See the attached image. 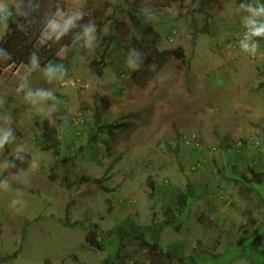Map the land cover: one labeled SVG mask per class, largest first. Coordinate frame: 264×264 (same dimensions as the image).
Listing matches in <instances>:
<instances>
[{"label":"rangeland","instance_id":"1","mask_svg":"<svg viewBox=\"0 0 264 264\" xmlns=\"http://www.w3.org/2000/svg\"><path fill=\"white\" fill-rule=\"evenodd\" d=\"M255 2L39 0L25 46L54 50V41L39 43V21L57 10L83 11L77 23L93 22L97 40L92 49L62 42L56 56L68 58L64 82L44 78L52 61L32 71L29 57L8 51L12 59L0 62V136L7 127L15 135L0 151V180L11 182V191L0 189V264H264V39L255 58L239 48L247 15L239 5ZM139 16L156 27L151 45L133 19ZM15 19L0 26V48L16 35ZM70 47L76 54L69 57ZM133 49L143 61L180 49L183 57H173L140 88L139 69L126 63ZM29 72L34 92L50 89L60 101L38 100L36 108L45 113L16 92ZM45 119L58 126V149L41 146ZM117 122L128 125L109 135ZM193 135L202 150L194 148L197 142L186 144ZM239 140H258L261 151L237 153L232 148ZM19 145L25 151L16 156L25 161L15 162L26 184L12 180L18 169L3 168ZM33 159L39 168L29 172ZM257 174L262 186L244 182ZM99 180L108 194H80L83 185ZM13 199L23 202L19 211L11 207ZM170 210L175 225L169 224ZM128 218L142 229L140 237L127 232ZM75 222L84 227L67 226ZM94 233L102 252L86 242ZM156 244L167 254L155 251Z\"/></svg>","mask_w":264,"mask_h":264},{"label":"clouds","instance_id":"2","mask_svg":"<svg viewBox=\"0 0 264 264\" xmlns=\"http://www.w3.org/2000/svg\"><path fill=\"white\" fill-rule=\"evenodd\" d=\"M239 8L247 13V15L242 18V24L245 31L243 37L239 40V48L243 54L255 58L259 53V40L264 39V3H260L259 0H256L255 3H241ZM39 9V0H27L26 4L23 0H0V26L6 29L10 19L18 18L14 21L16 22L17 29L27 34V27H31L33 24L37 23L36 17L32 14L37 13ZM84 15L83 11H74L71 14H68L57 10L56 12L46 13L39 21V23L43 25L38 37L39 43L41 45L47 44L49 41L58 43L65 36L72 33L74 43L83 41V44L81 45L83 48L92 49L97 40L96 26L91 21L84 24H78L77 22L82 21ZM76 28H80L81 31L73 33V29ZM134 56L138 58L139 62L133 59ZM261 58H264V56ZM11 59V54L5 49L0 48V62H5ZM28 63L32 71L40 68V57L37 56L36 52L30 53ZM126 63L133 71L138 70L143 63L142 54L133 49L129 54ZM151 67L155 68V65H152ZM57 68L61 69L59 76L56 75ZM43 74L49 84H52L53 82H64L65 77L67 76V69L62 64L53 65L52 63H49L45 66ZM29 75L30 72L22 78V81L16 88V92L18 94L23 93V99L29 103L38 114L45 113L42 108H36L38 100L43 101L52 99L55 100L57 104L60 103L54 92L50 89L46 90L44 88H37L34 92L33 89L29 87ZM56 110L57 107H54L46 113L50 117ZM3 120L5 124L11 123V118L9 116L3 117ZM14 141L15 135L13 130L11 127H7L3 135L0 136V151H3L6 145H10ZM21 150L25 151L22 145L13 149V159L4 162V169L16 167V159H20V162L24 163V159L16 156V153ZM38 168L39 164L35 159L29 162V172H35ZM21 173H24V169H20L19 172L12 177V180L18 181L22 184L28 183V179L21 180ZM25 176H27V173H25ZM0 189L4 192L11 191V182L8 177H4L0 180ZM17 205L23 207V202L18 199H13L11 201V207L19 211L20 209H17Z\"/></svg>","mask_w":264,"mask_h":264},{"label":"trees","instance_id":"3","mask_svg":"<svg viewBox=\"0 0 264 264\" xmlns=\"http://www.w3.org/2000/svg\"><path fill=\"white\" fill-rule=\"evenodd\" d=\"M133 19H136V23L137 25L140 27V29L143 32L144 35V41L151 45V39L153 37H157L158 34L155 32L154 27L152 26L151 22H150V17L148 16H139V17H134ZM81 31L79 28L73 29V33L79 32ZM73 34L70 33L69 35L65 36L61 41L54 42V50L52 51H47L46 48H43L44 50L40 51H36L35 47L33 44L31 45H27L25 46L24 43H27L26 41V37L24 32H21L19 30L16 31V35L9 41H7L2 48L5 49L7 52L11 51L15 54H18L19 52L22 53L24 56L26 55V57H29L31 52H36L37 56L40 57V66H44L46 65V63L48 61H52L53 65H59L62 64L66 59V61H68V58H58L57 55V51L58 48L62 47V42L66 41L65 44L70 45L73 42V38H72ZM83 43V41H80L79 43H75V44H81ZM112 43V38H110V40H108L105 44L106 47H109ZM73 45H71L72 47ZM69 48V57L70 56H74L76 54V46L73 48ZM159 52H155V55L152 56L149 59H145L142 63V65L139 68V73L135 78L136 84L140 87L143 88L145 86H147L149 83L152 82V79L155 77V75H157L163 68L164 66H166V64L173 58V57H183V50L180 49L178 52H176L175 54H170V53H162V54H158ZM27 64H29L28 62H26ZM152 65H155V68L151 67ZM64 122L62 121V124ZM128 124L124 123V122H117L115 124H111L108 127V134L111 135L113 133H115L117 130H120L124 127H126ZM58 126L53 124L49 119H45L42 123V148L44 149H48V150H55L58 149L61 146V142L58 139ZM221 147L223 150L227 151L228 149H230V146H228L225 143L221 144ZM110 151V150H109ZM97 156H99L97 154ZM16 167H13V169L19 171L20 169H22L19 166L18 162H15ZM243 180L245 183H252V184H258L260 186L263 185L262 181H263V175L261 174H257L256 178L254 179H250V177H243ZM102 192L104 194H108L110 191L108 190L107 186L105 185L103 180H99V181H93L89 184L83 185L82 189L80 190V194H86V193H96V192ZM181 201V199L179 200V202ZM109 203V208H108V212H112V207H111V202L108 200ZM169 213L171 214V218H170V225H175V223H177V215L176 212L173 210H170ZM124 225L126 226V230L129 234H131L133 237L138 238L140 237L141 233H142V229H140L137 226L136 220L134 218H128L126 220H124ZM67 226H81L84 227V223L81 222H75V223H67ZM87 244L89 245V247H91L92 249H96L97 251L102 252L103 248L100 245V243L98 242V236L97 234H92L90 237L87 238L86 240ZM152 248L155 251H159V249L161 250L162 253H166L164 250L162 251V249L156 244V245H152ZM264 253V252H263ZM168 255H170L168 253ZM112 258V257H111ZM112 263V262H111ZM114 264V263H112Z\"/></svg>","mask_w":264,"mask_h":264},{"label":"built area","instance_id":"4","mask_svg":"<svg viewBox=\"0 0 264 264\" xmlns=\"http://www.w3.org/2000/svg\"><path fill=\"white\" fill-rule=\"evenodd\" d=\"M75 126L79 125V123L77 122H74ZM197 142V143H196ZM196 143V144H195ZM186 144L187 145H193L194 148L195 146L197 148H199L200 150L203 149V146H202V143L201 141L197 138L196 135H193L191 138L187 139L186 140ZM234 151H236L237 153H241L245 150H249V149H253V150H256L257 152L261 151V143L258 141V140H251L250 142H247L246 140H239L237 141L233 148H232ZM215 150V149H213Z\"/></svg>","mask_w":264,"mask_h":264},{"label":"crops","instance_id":"5","mask_svg":"<svg viewBox=\"0 0 264 264\" xmlns=\"http://www.w3.org/2000/svg\"><path fill=\"white\" fill-rule=\"evenodd\" d=\"M152 26L155 27L154 24H152ZM154 29H156V27H155ZM153 122H154V121L152 120V122H150L148 126H150V125L153 126V124H152Z\"/></svg>","mask_w":264,"mask_h":264}]
</instances>
